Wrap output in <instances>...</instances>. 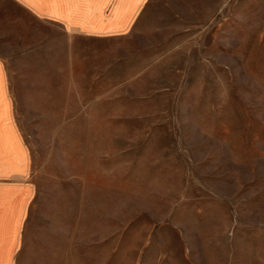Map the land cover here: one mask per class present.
Segmentation results:
<instances>
[{"label": "rangeland", "instance_id": "rangeland-1", "mask_svg": "<svg viewBox=\"0 0 264 264\" xmlns=\"http://www.w3.org/2000/svg\"><path fill=\"white\" fill-rule=\"evenodd\" d=\"M35 189L17 264H264V0H152L115 38L0 9Z\"/></svg>", "mask_w": 264, "mask_h": 264}, {"label": "crops", "instance_id": "crops-1", "mask_svg": "<svg viewBox=\"0 0 264 264\" xmlns=\"http://www.w3.org/2000/svg\"><path fill=\"white\" fill-rule=\"evenodd\" d=\"M152 0H0L33 19L80 37L104 39L134 32ZM10 76L0 58V264H17L34 186L32 154L16 117Z\"/></svg>", "mask_w": 264, "mask_h": 264}]
</instances>
